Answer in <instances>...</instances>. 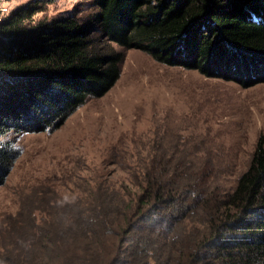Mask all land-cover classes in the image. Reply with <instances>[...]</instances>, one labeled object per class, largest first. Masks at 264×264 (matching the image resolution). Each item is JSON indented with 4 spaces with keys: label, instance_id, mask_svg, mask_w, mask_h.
Here are the masks:
<instances>
[{
    "label": "trees",
    "instance_id": "1",
    "mask_svg": "<svg viewBox=\"0 0 264 264\" xmlns=\"http://www.w3.org/2000/svg\"><path fill=\"white\" fill-rule=\"evenodd\" d=\"M39 3L0 17V188L10 136L56 130L106 95L116 47L224 79L264 73V0H93L90 18L35 19ZM189 162L152 154L117 177L35 187L2 220L0 264H264V141L231 187Z\"/></svg>",
    "mask_w": 264,
    "mask_h": 264
},
{
    "label": "rangeland",
    "instance_id": "2",
    "mask_svg": "<svg viewBox=\"0 0 264 264\" xmlns=\"http://www.w3.org/2000/svg\"><path fill=\"white\" fill-rule=\"evenodd\" d=\"M32 1L0 0V17ZM37 1L44 11L35 19L96 13L93 0ZM116 48L120 78L106 95L89 99L56 130L10 136L18 159L0 188V226L39 185L70 189L92 171L117 177L152 154L190 160L191 170L214 172L223 187L247 169L264 141V73L224 79Z\"/></svg>",
    "mask_w": 264,
    "mask_h": 264
}]
</instances>
